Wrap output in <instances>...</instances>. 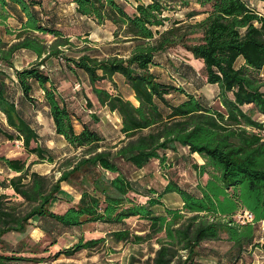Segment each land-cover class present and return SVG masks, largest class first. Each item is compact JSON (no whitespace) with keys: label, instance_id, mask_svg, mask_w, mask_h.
Here are the masks:
<instances>
[{"label":"trees","instance_id":"16d2710c","mask_svg":"<svg viewBox=\"0 0 264 264\" xmlns=\"http://www.w3.org/2000/svg\"><path fill=\"white\" fill-rule=\"evenodd\" d=\"M70 2L72 16L59 19L58 0H0V24L11 13L18 23L12 32L5 28L16 41L0 38V140L21 142L23 151L36 158L27 164L0 156V188L11 192L0 195V264L41 262L4 240L36 223L33 228L44 239L62 229L100 224L110 228L105 236L117 244L154 240L158 248L143 264L217 258V249L206 244L219 243L229 245L232 263L240 262L254 246L256 225L264 222V15L255 7L264 0ZM177 12L181 15L175 17ZM107 22L114 27L113 41L89 46L93 25ZM68 48L74 49L72 56L65 53ZM23 49L39 60L15 69L11 60ZM49 58L56 60L57 74L44 65ZM169 68L182 81L196 80L199 69L214 93L207 99L188 91ZM80 74L97 104L119 118L123 139L106 141L91 96L83 94L85 104L78 106L60 89L62 81ZM39 103L52 119L55 148H48L31 126ZM179 147L203 161L193 166L199 181L192 189L167 180L157 193L131 178L153 161L164 167L167 153L176 154ZM40 163L57 165L58 178L31 170ZM62 184L77 190L80 199L55 214L49 206L58 200ZM166 195L177 196L181 207L156 214ZM245 211L253 222L240 225L233 218ZM130 220L146 227L132 231ZM106 241L80 237L54 257L72 258Z\"/></svg>","mask_w":264,"mask_h":264},{"label":"rangeland","instance_id":"374dc122","mask_svg":"<svg viewBox=\"0 0 264 264\" xmlns=\"http://www.w3.org/2000/svg\"><path fill=\"white\" fill-rule=\"evenodd\" d=\"M196 6V5H195ZM255 7L257 11L260 14L264 15V2H256ZM128 10L131 11V7H128ZM181 12H177L176 16H180ZM168 14H175V13H168ZM72 27L71 30L73 32H80L78 26H70ZM92 33L88 34L89 37L94 40L95 44H101V46H105L109 43H111L114 39L112 35V31L114 29L113 25L110 23H105L102 25H93ZM85 31V28H84ZM82 32V31H81ZM80 32V33H81ZM85 35V33H82ZM40 36L44 37L45 39H51V36L49 35H42ZM10 40V38H9ZM81 41V40H79ZM94 42H90L89 46L93 47ZM78 45L80 47L85 46L84 42H78ZM97 46V45H95ZM100 46V47H101ZM65 53L68 54V56H72L74 54V49H66ZM12 63L16 65L17 68H24L27 66V64L31 63V60L28 57H18V58H12ZM169 71L175 75L173 70L169 68ZM67 74V73H65ZM196 80L187 79L186 81H182L179 78V81L185 82L184 87L188 90L193 92L196 95H202L205 96L207 99L211 97V95L214 93L213 87H210L203 83L202 81V72L198 69ZM80 82V84H78ZM121 90L124 91L125 86H121ZM81 88H83V91H79ZM79 91V96L73 97V94L75 91ZM67 92V97L71 95L69 98L70 100H74L75 105H84L85 101L83 99V94H87L88 96H91L94 101V108L98 111L99 115L104 119L107 120L104 114V109L101 108L96 102V98L93 94L90 92V88L85 81L84 75L80 74L79 76H72L69 79L67 88L65 90ZM82 95V96H81ZM39 107H37L38 111H44L43 106L41 103H39ZM34 114V113H33ZM3 118V117H2ZM112 122H109L108 125H105L103 127L106 129L113 130ZM3 121L0 117V124H2ZM113 137V136H112ZM50 137H45V140L48 141ZM113 142V141H111ZM51 147H53V144H50ZM58 146V145H57ZM19 142H3L0 140V156L6 157L8 159H13L19 157V159H25L24 152L22 149H18ZM72 155V154H70ZM69 155V156H70ZM32 162L35 160V157L26 158ZM203 161L198 155H190L187 148H178V151L176 154H173L172 152L167 153V163L163 166H161L158 162L153 161L148 166H146L143 170L136 171L131 173V178L134 180H137L139 185L143 188H150L155 190L157 193L162 192L164 186L166 185L167 180L176 181L179 183L180 186L183 188L189 189V187L193 188L192 185H194L197 181H199L197 177V173L193 169L194 165H202ZM57 165H52L49 167L48 164L45 165H35L32 167L33 171H36L37 173H41L42 175L46 176H54L55 179L58 178V173H56ZM165 175L167 178L165 179L163 177ZM4 177L3 172L0 174V180ZM69 186V185H68ZM71 187V186H69ZM72 188V187H71ZM76 193L77 190L73 189ZM8 190H4L0 188V195H9ZM11 193V192H10ZM79 194V193H78ZM62 194L60 193L58 195V200L61 201L60 204H55L52 202L49 206V209L54 212L55 214H62L61 206L63 199H61L59 196ZM16 204H19L20 202H15ZM162 207H156L154 209L156 214H163V211L165 207L167 208H176L180 205V200L175 195H166L162 198ZM243 212L238 213L236 216H234V220L238 219V216H242ZM128 227L132 231H141L143 228H145V224L142 222H137L135 220H130L128 222ZM240 224V223H239ZM36 224H33V226L28 227L26 232L24 234H9L4 237V240H6L8 246H10L13 249H16L18 247L22 248L26 254H23V256L31 255L32 257H37L39 259H42L40 263L37 264H143L144 261H146L149 257H153V251H155L158 247L154 244V240L148 241L146 243H142L139 245L136 244H124V243H114L112 240H110L107 236H105L106 232L110 230L109 227L106 226H91L87 225L83 229H62L58 232L46 236V238H41L40 241H43L42 247L36 246V251L33 254L30 252L31 249H34V245L37 243L39 238V233L36 230H33ZM242 225V224H240ZM93 228V230H91ZM137 235H144V233H137ZM44 237V236H43ZM80 237H83L84 239H91L92 237L96 238H102L106 237L107 241L100 247L91 250V251H83L77 255H75L72 258H65L64 256H59L58 258L54 257V255L61 250H64L68 247H71L73 244L79 240ZM54 240L55 244L52 246L50 242ZM38 244V243H37ZM208 249L216 248L217 252L219 253V257L217 258H211L210 256H202L198 259H195L194 264H235L232 263L231 256H228V244L226 243H219L217 245L213 244H206ZM46 248L44 251L43 249ZM30 252V253H29ZM243 259L240 260V262H237L236 264H262L264 262V222L256 225V236L254 241V246L249 247L245 250V252L242 254ZM232 260V261H231ZM21 263V262H20ZM22 264H35L34 262H23Z\"/></svg>","mask_w":264,"mask_h":264},{"label":"crops","instance_id":"0c3cea01","mask_svg":"<svg viewBox=\"0 0 264 264\" xmlns=\"http://www.w3.org/2000/svg\"><path fill=\"white\" fill-rule=\"evenodd\" d=\"M58 2H59V5H57V7H56L58 18L59 19H62L64 17L65 18L66 17H68V18L71 17L72 14H73V12H74V5H73V3H71V2L70 3H66V0H58ZM14 24L16 25L18 23L14 19V15L11 13V16L8 17V19L6 21H3V24H0V38L1 39H3L4 41H7L9 43H12V42L16 41V39L14 38L15 35L14 34L7 33V31L5 29V28H8L9 29L10 27L17 28L18 26H13ZM9 30H11V32L13 31V29H11V28ZM91 33H92V30L90 31L89 34H91ZM9 38H10V40H9ZM89 39H91V38L89 37ZM91 41L94 42L93 46H95V45H97L95 47H100L101 46V44H95L96 42L94 40L91 39ZM101 47H103V46H101ZM18 57H28L31 60V63L27 64V66H25L24 68H28L30 66H34V63H36L39 60L38 57L34 53H32L30 51H26L24 49L21 50L20 52H18L14 56L15 59L18 58ZM241 62H242L241 59H238L237 60V64L238 65L241 64ZM44 65L51 72H53L54 74H57L59 67H58V65L56 63V60L54 58L47 59L44 62ZM13 66H14L15 69H22V68H17L16 65H14V63H13ZM11 75H13V74H11ZM261 76L264 78V68L261 70ZM68 82L69 81H66V80L62 81L60 83V89L61 90L62 89L63 90H66L67 85H68ZM38 91H37V94H39V96H38L37 99L39 101H41L42 100V97H40V96H41L42 91H40V90H38ZM127 98H131V95H129ZM43 109H44L43 112L42 111L41 112H37V114L33 118V121H32L31 126L36 129V132H37V134L40 137H42V138L45 139V137L49 136L50 137L49 138L50 140H48L46 142V146L48 148H55V145H54V143L52 141L55 138L54 128H53V124H52V119L48 115V112H47L48 109L46 108V106H43ZM102 109H104V114H105V117L107 118V120H104L101 117V121L103 123L102 128H100L101 134L106 138V141H113V143H115L116 141H118L120 139H123V136H121L119 134V132H118V129H119V118L114 113L110 114L104 107H102ZM111 121H113L112 122L113 130L106 129V128L103 129V127L105 125H108V122H111ZM75 128L76 129H79V125H75ZM58 143L59 144H62L63 142H62L61 139H59L58 140ZM50 144H53V147H51ZM61 146H64V143ZM18 149H22V143L21 142H19ZM22 151H23V149H22ZM24 156H25V159H21V160H23L27 164H29L30 163V160L26 159L29 156L25 152H24ZM30 158H32V156H30ZM13 159H19V157L13 158ZM45 164H48V163H40V164H35V165L41 166V165H45ZM48 165H49V167H51L52 165L54 166V164H48ZM31 170H32V168H31ZM33 172H36V171H33ZM38 174L42 175L41 173H38ZM195 185H196V183L194 185H192V186L195 187ZM189 189H192V188L189 187ZM6 190H8V189H6ZM8 192L10 193V190H8ZM9 193H7V194H9ZM61 194L62 195L59 196V197L61 199H63L64 202H62V206H61L62 212H60V213H64L69 207L76 205L78 203V200L80 199V194H78L74 190H72V188L69 187L67 184H62L61 185ZM60 202L61 201L57 200L54 203L55 204H60ZM181 205L182 204L180 202V205L178 207H176V208H180ZM91 226H101V225L100 224H93ZM93 228L94 227H92L91 230H93ZM33 230H36L39 233L38 241H36V242H39L41 240V238L43 237V234L41 233V231L39 229H33ZM91 239H97V238L96 237H92Z\"/></svg>","mask_w":264,"mask_h":264},{"label":"built area","instance_id":"2783aa9c","mask_svg":"<svg viewBox=\"0 0 264 264\" xmlns=\"http://www.w3.org/2000/svg\"><path fill=\"white\" fill-rule=\"evenodd\" d=\"M237 223L245 224V223H252L253 222V216L249 212H243L242 216H238V219H236Z\"/></svg>","mask_w":264,"mask_h":264}]
</instances>
